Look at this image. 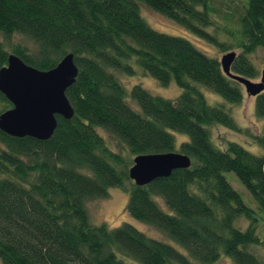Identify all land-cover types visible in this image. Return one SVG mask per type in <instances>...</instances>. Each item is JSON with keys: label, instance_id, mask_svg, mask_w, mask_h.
Returning <instances> with one entry per match:
<instances>
[{"label": "trees", "instance_id": "1", "mask_svg": "<svg viewBox=\"0 0 264 264\" xmlns=\"http://www.w3.org/2000/svg\"><path fill=\"white\" fill-rule=\"evenodd\" d=\"M236 2L221 9L213 0H0V71L12 54L40 71L73 54L79 70L66 92L75 115L57 116L49 140L0 131L2 264H264V252L255 251L264 249L258 228L264 155L236 141L222 146L212 134L216 126L243 131L230 110L243 102V86L223 72L219 58L152 29L139 4L221 53L240 51L232 73L257 79L251 55L264 48V0ZM16 36L31 46L12 43ZM135 66L163 87L175 82L182 94L166 99L140 85L129 92L119 74L134 76ZM199 87L224 102L210 105ZM12 108L0 92V115ZM255 113L264 120V93L255 98ZM176 134L189 140L178 146ZM165 153L186 155L192 165L144 187L130 179L136 157ZM227 173L237 176L258 210L247 206ZM115 187L128 193L126 209L135 220L184 252L130 224L93 225L87 204L109 198ZM242 218L250 223L245 230Z\"/></svg>", "mask_w": 264, "mask_h": 264}, {"label": "water", "instance_id": "2", "mask_svg": "<svg viewBox=\"0 0 264 264\" xmlns=\"http://www.w3.org/2000/svg\"><path fill=\"white\" fill-rule=\"evenodd\" d=\"M236 58L235 52L222 57L223 72L239 82L249 97L264 93V69L260 83L234 75L232 65ZM78 73L73 54L50 71H40L12 54L8 65L0 71V92L13 108L0 115V131L13 138L49 140L58 127L57 116L70 121L75 115L66 92L74 85ZM191 165V159L180 153L140 155L134 159L130 179L144 187Z\"/></svg>", "mask_w": 264, "mask_h": 264}, {"label": "rangeland", "instance_id": "3", "mask_svg": "<svg viewBox=\"0 0 264 264\" xmlns=\"http://www.w3.org/2000/svg\"><path fill=\"white\" fill-rule=\"evenodd\" d=\"M214 5L218 7H222L221 9H225L228 4L234 2V0H213ZM242 0H237V4H240ZM239 2V3H238ZM140 4V12L141 16L144 18L146 23L155 31L171 35L177 37H183L189 40L198 50L203 52L205 55L211 58H219L220 60L222 57L228 53L235 52L237 56L240 54L238 50H231L227 53L219 52L218 47L212 45L198 37H196L192 32H190L185 27L181 26L174 20L156 12L149 6L144 3ZM220 9V8H219ZM0 35V39H1ZM12 43H21L26 46H31L27 40L16 36L11 41ZM251 59L255 64V67L259 70L260 74L257 79H251L253 82L261 81V72L264 69V48H258L252 55ZM133 64L135 62L133 61ZM136 67V66H135ZM137 74L131 77L119 74L120 80L130 92L132 88L136 85L142 86L144 89L149 91L154 96H159L166 99H177L181 94L182 90L179 86L173 82L168 87L161 86L158 81L152 77L151 75L144 73L142 69L136 67ZM200 88V87H199ZM210 105L215 106L216 104L224 102L223 99L214 94L210 90L205 88H200ZM244 90V99L241 105L231 107L230 110L232 111V116L234 117L237 124L243 128V131L233 132L224 127L216 126L212 129L213 138L215 141L225 146L229 141H236L245 145L247 149L256 155H264V148L260 146L259 141L264 139V120H259L256 117L255 113V98L249 97L246 93L245 88ZM129 104L135 109H139L134 101L131 99L128 100ZM98 132L106 139L108 144L112 149L117 150V145L114 139L103 129L98 128ZM176 139L178 146L183 140H189L187 136L176 134ZM259 139V140H258ZM264 143V142H263ZM227 180L231 183L233 188L237 190L240 194H242L245 203L247 206H251L253 208L258 206L254 201L252 195L248 192V190L240 183L237 176L234 173H227L226 175ZM129 201V195L123 189L115 187L110 190V197L107 199L96 200L89 202L87 204V210L89 213L90 221L95 226H100L106 224L110 228H118L124 224H130L134 226L139 231L145 233L148 237L169 243L176 247L179 251L184 252L179 246L172 243L168 238H166L162 233L156 230L153 227H150L142 222L135 220L128 212H127V205ZM251 202V204H250ZM160 205L165 207L164 202H160ZM241 223V225H240ZM238 224L241 226L242 229H246V227L250 224L244 218H242ZM259 233L262 239L264 240V220L260 219L259 222ZM255 251L257 253L264 252L262 247L256 248ZM227 263L229 262L226 258ZM0 264L1 261H0ZM131 264V263H130ZM219 264H225V262H221Z\"/></svg>", "mask_w": 264, "mask_h": 264}]
</instances>
